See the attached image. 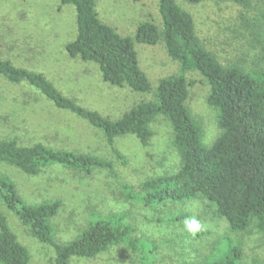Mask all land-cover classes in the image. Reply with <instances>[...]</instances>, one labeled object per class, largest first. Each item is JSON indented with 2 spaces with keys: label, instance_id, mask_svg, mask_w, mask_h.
Masks as SVG:
<instances>
[{
  "label": "trees",
  "instance_id": "obj_1",
  "mask_svg": "<svg viewBox=\"0 0 264 264\" xmlns=\"http://www.w3.org/2000/svg\"><path fill=\"white\" fill-rule=\"evenodd\" d=\"M178 1L159 0L162 26L141 23L133 38L122 36L101 20L96 0H61V6L72 5L76 10V37L66 46L70 58L97 64L103 82L110 86L151 95V99L136 104L118 119L80 105L44 74L17 67L9 59L0 58V76L13 85L27 84L57 109L100 131L123 165L127 159L114 148L115 140L134 135L148 146L154 136L152 123L164 117L173 129L180 169L146 180L139 192L121 182L123 195L150 208L202 198L215 207V215L227 221L232 233L264 234V67L257 64L248 69L240 63L223 64L199 38L192 15ZM181 1L192 5L203 2ZM234 1L246 10L255 9L254 15L243 19L252 42L263 52L260 61L264 62V6L253 5L252 0ZM136 43H163L168 56L179 64L178 74L161 79L153 89L140 67ZM192 72L200 74L208 84L207 103L217 113L222 130L212 146L204 144L202 124L187 106L193 85L187 75ZM0 162L30 177L48 167L61 166L87 175L105 170L120 179L113 163L98 155L55 149L41 142L22 146L16 138L0 140ZM0 204L16 214L34 238L54 248L56 264H71L74 258L95 259L119 246L140 256L143 264H154L158 246L135 236L136 228L126 212H92L87 226L74 239L58 243L52 219L62 207L60 200L30 204L13 179L0 173ZM187 217L181 213L158 222L175 224ZM225 238L226 247H215L214 253L199 264H241V244H232L231 237ZM0 264H32L31 252L11 230L1 208Z\"/></svg>",
  "mask_w": 264,
  "mask_h": 264
},
{
  "label": "rangeland",
  "instance_id": "obj_2",
  "mask_svg": "<svg viewBox=\"0 0 264 264\" xmlns=\"http://www.w3.org/2000/svg\"><path fill=\"white\" fill-rule=\"evenodd\" d=\"M103 22L122 36L135 37L141 23L162 26L159 0H96ZM189 12L196 32L206 47L223 64L240 63L246 68L264 67L261 49L252 42L243 17H251L255 9L246 10L234 0H203L192 5L181 0ZM264 6V0H252ZM77 33L76 10L61 6V0H0V58L11 60L17 67L44 74L63 94L102 115L118 119L133 106L151 95L135 93L103 82L99 66L93 62L72 59L66 46ZM139 64L153 89L159 81L178 74L165 45L136 43ZM193 82L187 106L202 124L206 146L220 137L217 113L208 105L209 86L195 72L187 75ZM154 136L143 146L134 135L117 138L114 148L127 159V164L113 154L103 134L77 116L57 109L54 104L27 84L13 85L0 76V140L16 138L22 146L41 142L55 149H67L98 155L113 163L120 179L105 170L84 174L61 166H51L35 177L25 175L13 166L0 162V173L9 175L20 194L30 203L60 200L62 207L52 223L56 241L74 239L88 224L92 212L110 214L126 212L136 228L135 236L155 242L158 248L154 264H199L214 253L215 247H226V236L232 244L240 243L241 264H264V234L232 233L225 219L215 215V207L202 198L185 203L167 202L156 208L128 200L121 182L136 192L146 180L177 172L181 157L173 145V129L164 118L152 123ZM11 230L32 256V264H56L52 246L42 244L23 226L16 214L0 204ZM188 217L175 224L158 222L179 214ZM196 219L200 230L190 233L184 221ZM140 256L123 246L111 248L95 259L74 258L71 264H143Z\"/></svg>",
  "mask_w": 264,
  "mask_h": 264
},
{
  "label": "clouds",
  "instance_id": "obj_3",
  "mask_svg": "<svg viewBox=\"0 0 264 264\" xmlns=\"http://www.w3.org/2000/svg\"><path fill=\"white\" fill-rule=\"evenodd\" d=\"M184 225L187 231L190 233H195L200 230V222L196 219H191V220H185Z\"/></svg>",
  "mask_w": 264,
  "mask_h": 264
}]
</instances>
